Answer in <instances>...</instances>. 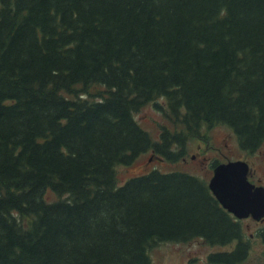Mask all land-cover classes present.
<instances>
[{"label": "trees", "instance_id": "16d2710c", "mask_svg": "<svg viewBox=\"0 0 264 264\" xmlns=\"http://www.w3.org/2000/svg\"><path fill=\"white\" fill-rule=\"evenodd\" d=\"M154 100L178 125L158 139L135 115ZM216 124L264 142V0H0V264H154L166 241L231 238L203 178L117 172Z\"/></svg>", "mask_w": 264, "mask_h": 264}, {"label": "rangeland", "instance_id": "374dc122", "mask_svg": "<svg viewBox=\"0 0 264 264\" xmlns=\"http://www.w3.org/2000/svg\"><path fill=\"white\" fill-rule=\"evenodd\" d=\"M158 100L165 104L164 98ZM135 115L139 123L156 139L160 138L163 128L174 129L178 126L164 110L156 106L155 100L144 105ZM201 132L202 134L198 137H189L185 144V155L178 161H172L157 152L148 151L131 164L118 165L119 183L125 182L132 176L148 172L154 167L163 171L181 169L209 181L214 172V161L225 162L238 158L250 163L251 169L248 173L252 180L264 183V142L255 151L246 150L240 146L232 128L223 124L204 126ZM46 196L48 199H54L56 193L48 190ZM164 243L156 245L151 251L154 264H179L177 259H168L171 244ZM207 248L209 250L212 247Z\"/></svg>", "mask_w": 264, "mask_h": 264}, {"label": "flooded vegetation", "instance_id": "af4514ba", "mask_svg": "<svg viewBox=\"0 0 264 264\" xmlns=\"http://www.w3.org/2000/svg\"><path fill=\"white\" fill-rule=\"evenodd\" d=\"M247 178L253 190L264 187V183L252 180L249 173ZM211 192L219 205L231 214L238 226L237 234L222 242H210L206 237L166 241L165 245L171 244L168 259H177L179 264H264V214L257 216L253 209L238 216L223 205L212 189ZM210 246L212 248L208 250Z\"/></svg>", "mask_w": 264, "mask_h": 264}, {"label": "water", "instance_id": "95a60500", "mask_svg": "<svg viewBox=\"0 0 264 264\" xmlns=\"http://www.w3.org/2000/svg\"><path fill=\"white\" fill-rule=\"evenodd\" d=\"M249 164L244 159L218 163L209 186L223 205L238 216L254 210L257 216L264 214V187L253 190L247 178Z\"/></svg>", "mask_w": 264, "mask_h": 264}]
</instances>
